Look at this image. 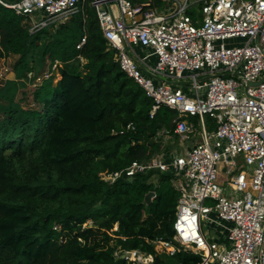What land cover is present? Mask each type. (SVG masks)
Here are the masks:
<instances>
[{"label": "trees", "instance_id": "obj_1", "mask_svg": "<svg viewBox=\"0 0 264 264\" xmlns=\"http://www.w3.org/2000/svg\"><path fill=\"white\" fill-rule=\"evenodd\" d=\"M90 1L34 32L25 16L0 5V55L16 57V77L60 63V77L53 82V73L32 91L36 107L14 101L15 86L0 89V264H128L115 257L117 248L151 251L146 239L174 235L179 193L170 173L105 180L132 160L168 152L178 137L176 112L163 106L149 117L152 100L120 69ZM188 120L193 137L200 122ZM128 122L135 129L120 133ZM206 125L213 128L209 118ZM164 129L168 136L157 137ZM170 257L199 260L182 250ZM155 264L168 263L159 254Z\"/></svg>", "mask_w": 264, "mask_h": 264}, {"label": "built area", "instance_id": "obj_2", "mask_svg": "<svg viewBox=\"0 0 264 264\" xmlns=\"http://www.w3.org/2000/svg\"><path fill=\"white\" fill-rule=\"evenodd\" d=\"M81 1L0 0V5L25 16L34 32L63 23L80 10ZM90 4L120 69L152 100L149 117L163 106L174 110L173 131L180 140L191 138L188 118L200 122L196 139L181 153L159 152L105 174L113 182L121 175L160 170L172 175L179 193L172 240L146 239L151 251L119 247L115 257L128 264H155L160 253L174 256L182 250L198 255L196 264H264V0ZM84 42L82 37L76 48ZM59 64L55 60L38 77L55 74ZM27 78L39 80L31 71ZM134 129L128 122L120 133ZM157 135L168 136V131ZM219 170L227 175L225 186L217 181ZM202 220L226 230V245L208 238Z\"/></svg>", "mask_w": 264, "mask_h": 264}, {"label": "rangeland", "instance_id": "obj_3", "mask_svg": "<svg viewBox=\"0 0 264 264\" xmlns=\"http://www.w3.org/2000/svg\"><path fill=\"white\" fill-rule=\"evenodd\" d=\"M16 57L13 56H9V57H3L0 55V89H2V91H5L7 88L9 87H14V95H13V99L14 101L19 102V105L21 106H25V107H36V103L33 101L32 99V91L37 87V85L43 81L44 79H42L41 77L39 78L36 75H34L35 77H37L39 80H29L26 77H16L15 76V72H14V68H13V64L15 61ZM42 75V74H41ZM60 77L59 73L56 71L55 72V77L53 79V82H55L58 78ZM157 137H161L158 136ZM196 136H193L189 139H185V140H180L177 137V141H175V139H173L172 143H168L169 145L173 146L170 150L177 153H181L183 146L184 145H188L192 142V139L195 138ZM237 162L238 165L242 162V158L238 157L237 158ZM221 166V163L218 164ZM220 172V176L218 177L219 183L221 185H225V183L223 184L222 179L227 178V175L225 174L224 171L219 170ZM152 180H156L155 177H152ZM206 204H211L210 200L206 201ZM201 225H202V231L208 236V238H212L215 241H217L218 243L222 244V245H226V230L222 227L217 226L214 223H211L207 220H202L201 221ZM161 257L168 263V264H173L174 260L172 257L164 255L162 253Z\"/></svg>", "mask_w": 264, "mask_h": 264}, {"label": "water", "instance_id": "obj_4", "mask_svg": "<svg viewBox=\"0 0 264 264\" xmlns=\"http://www.w3.org/2000/svg\"><path fill=\"white\" fill-rule=\"evenodd\" d=\"M154 196V192L153 191H149L145 196H144V201L146 202V204H149L151 199Z\"/></svg>", "mask_w": 264, "mask_h": 264}, {"label": "crops", "instance_id": "obj_5", "mask_svg": "<svg viewBox=\"0 0 264 264\" xmlns=\"http://www.w3.org/2000/svg\"><path fill=\"white\" fill-rule=\"evenodd\" d=\"M195 139H196V137L192 139V142H193ZM192 142H191V143H192ZM191 143H190V144H191ZM190 144H188V145H184L182 151L184 150V147H188ZM174 150H175V149H173V151H174ZM169 151H171V150H169ZM169 151H168V152H169ZM222 182H223V184L225 183V178L222 179ZM225 185H226V184H225ZM225 185H224V186H225ZM162 254H163V253H162ZM164 255H166V254H164Z\"/></svg>", "mask_w": 264, "mask_h": 264}]
</instances>
